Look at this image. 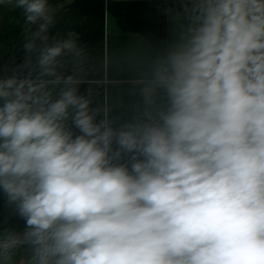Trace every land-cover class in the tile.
<instances>
[{
    "label": "clouds",
    "instance_id": "clouds-1",
    "mask_svg": "<svg viewBox=\"0 0 264 264\" xmlns=\"http://www.w3.org/2000/svg\"><path fill=\"white\" fill-rule=\"evenodd\" d=\"M0 5L38 25L36 64L0 78V191L25 221L0 234V264L25 245L27 264H264V0L169 9L179 40L118 128L58 74L85 52L74 31L47 43L49 0Z\"/></svg>",
    "mask_w": 264,
    "mask_h": 264
},
{
    "label": "crops",
    "instance_id": "crops-1",
    "mask_svg": "<svg viewBox=\"0 0 264 264\" xmlns=\"http://www.w3.org/2000/svg\"><path fill=\"white\" fill-rule=\"evenodd\" d=\"M116 1L121 2L123 18L136 31L119 26L108 10V0H49L55 23L49 28L47 43L67 38L70 31L78 33L77 43L84 48L85 57L79 61L73 56L58 58V74L77 78V94L90 99L96 120L107 118L118 128L141 118L144 102L140 89L151 79L156 61L179 40L184 21L172 18V13L181 9L180 0ZM37 27L26 21L22 10L0 5V78L26 76L29 68L21 66L29 59L36 64L38 52H29L24 45ZM150 40L163 44L164 51ZM35 43L41 45L39 40ZM36 74L33 71L32 75ZM62 86H49L54 98ZM5 230L23 234L25 221L0 191V234ZM30 255V248L21 246L15 250V264H27Z\"/></svg>",
    "mask_w": 264,
    "mask_h": 264
},
{
    "label": "trees",
    "instance_id": "trees-1",
    "mask_svg": "<svg viewBox=\"0 0 264 264\" xmlns=\"http://www.w3.org/2000/svg\"><path fill=\"white\" fill-rule=\"evenodd\" d=\"M108 10L116 18L119 26L122 29L133 32L136 31V29L123 18L121 2L116 0H108ZM150 41L153 46L160 48L162 52L164 51L165 46L163 44L156 42L154 40H150Z\"/></svg>",
    "mask_w": 264,
    "mask_h": 264
}]
</instances>
